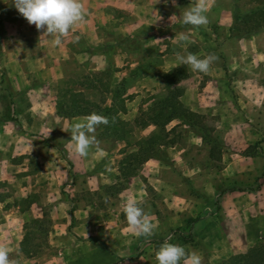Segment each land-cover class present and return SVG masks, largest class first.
Returning a JSON list of instances; mask_svg holds the SVG:
<instances>
[{"label":"rangeland","instance_id":"rangeland-1","mask_svg":"<svg viewBox=\"0 0 264 264\" xmlns=\"http://www.w3.org/2000/svg\"><path fill=\"white\" fill-rule=\"evenodd\" d=\"M259 2L261 0H231L234 13L231 26L234 25V19L237 17L235 26L239 29L230 31L229 36L224 23L211 21L207 14V23L199 26V35H196V28L193 25L173 21L171 27H168V24L166 26L161 24L158 35L151 37L147 46L140 45L136 40L132 43L135 49L132 55L134 63L135 56L137 59L141 58L140 53L143 48H147L150 52L141 58L143 61L138 63L142 65L140 67H133L119 74L110 68L87 70V73L84 69H66L59 78L51 76L55 82L50 88L58 91L54 94L59 96V103L64 106L62 113L65 114L60 118L61 126L55 128L52 126L51 118L19 116L20 110L13 96V87L20 86L19 80L4 66L2 49L5 42L1 38V25L6 19L7 7L0 5V126L11 124L14 131L23 128L28 133L27 137L31 143L36 141L37 135L40 140L38 147L27 150L13 146L21 141L20 138L12 145L6 143L0 146V196L4 199L0 205V247L7 249L8 264H113V261L101 262L91 259L105 251V244L99 243L101 239L97 233L99 228L96 226L100 213L94 210L83 212L81 214L83 217L78 219L74 215L70 217L69 211L79 203L97 207L113 203L121 204L122 197L116 193L128 184L129 175L133 173L140 174L131 181L135 187H141L138 190L142 192L219 193L224 188L226 189L224 192H254L260 187L264 166L249 165L250 168L245 174H235L220 159L224 150L228 152L231 140L244 141L240 136L239 138L231 135L230 129L234 127L244 129L246 127L244 122L247 123L248 129H250L248 125L260 127L261 123L264 124V115L257 116L264 114V86L260 90L261 95H258V100L242 101L236 85H232V80L239 71H243L241 66L244 64L245 49L242 53L235 52L244 46V40L251 36L241 34L254 27L257 22L252 20L249 25H244L239 16L252 13L251 9ZM255 19L260 21L262 24L260 27L264 29V15H257ZM192 26L194 31L190 30ZM181 33L185 35L183 41L179 40ZM230 46L236 49L232 54L233 57L227 51ZM188 53L196 54L200 58L214 55L216 59L209 64L210 73L199 72L198 75V71L180 64L177 56ZM27 71L35 80H39L37 70ZM262 72L264 77V70ZM200 76L203 82L209 76H221L223 82L209 85L199 83L200 93L205 94L200 95L201 100L197 102L196 83ZM117 77L120 81L114 84L111 79ZM80 80L99 90L102 101L97 103L101 108L112 105L111 121L117 123L124 131L125 139L117 140L110 136L105 130L107 124L96 127L91 135L95 137V143L101 144L113 156L109 160V167L119 171L116 174L120 178L113 182L111 175L110 180L113 184L110 181V185L103 186L97 192H82L80 196H70L72 187L69 184L76 175L71 161V150L68 148L70 134L64 130L74 122L71 116L67 115L71 112L69 106L71 93L74 92L72 83ZM171 93L176 94L183 105L190 112H195V115L189 113L175 117L169 122L166 121L168 112L157 115V110H152L151 107L153 105L156 107L159 100ZM110 98L112 100H109ZM198 106H203L205 113L198 111ZM247 108L251 109L252 117L238 114V111ZM96 111L102 113L97 107H93L91 113ZM154 119L159 123L150 122ZM41 124L45 126L44 134L35 131L37 125L40 128ZM2 135L0 134L1 141ZM262 141H264V131L262 134H257L255 142L259 144ZM148 142L152 146L138 155L139 148L147 145ZM170 145L173 148H170ZM255 147L256 145L252 144L247 151L252 155ZM145 154H150L160 161L157 169L150 172V168L154 165L140 162L142 155ZM179 156H182V160L178 159ZM44 192L50 194L52 198L50 202L58 206L56 212L48 205L39 204L38 199ZM222 196L223 194L214 198V206L217 204L216 200H221ZM157 199L161 201L160 198ZM158 207H161L160 203ZM199 210L194 209V216L202 214ZM167 214L162 212V215ZM191 216L189 220L196 218ZM36 217H45V227L41 229L34 224L28 226L27 230L31 232L30 242L35 253L27 256L21 249V240L26 230L24 224L31 223ZM189 225L190 222H185L183 227L168 228L165 234L157 237L156 240L155 237H147V241H158L159 245L164 243V238L169 240V243L175 244L180 240L191 241L193 245H201L204 248L199 241L192 240L194 228H189ZM261 241H264V233L256 243ZM147 243L138 247V255L148 253ZM76 254L80 255L81 259L76 260ZM207 262L210 261L203 258L201 264ZM117 263L152 264L153 262L144 255L142 260L127 258L115 264Z\"/></svg>","mask_w":264,"mask_h":264},{"label":"crops","instance_id":"crops-1","mask_svg":"<svg viewBox=\"0 0 264 264\" xmlns=\"http://www.w3.org/2000/svg\"><path fill=\"white\" fill-rule=\"evenodd\" d=\"M81 3L86 12L84 19L75 24L68 34L61 38L62 43L59 46H52L53 37L42 35L43 29L38 30L34 24H29L14 7L13 0H0V5L7 7L6 19L1 25V38L5 42L2 48L4 66L19 80L20 86L13 87V96L20 110V117H47L52 119L54 128L61 126L60 118L65 114L58 110L60 100H58L59 96H55L58 91L50 88L55 82L51 76L59 78L62 76V71L66 69H84L87 73V70L110 68L119 74L133 67L142 66L138 63L143 61L141 58L150 52L147 48H143L140 53L141 58L137 59L135 56L134 63L132 55L135 49L132 43L136 40L140 45L147 46L149 39L158 35L161 24L165 26L168 24V27H171L173 21H181V14L192 6L193 0H81ZM206 7L208 10L205 15L207 14L211 21L223 22L229 36L234 14L231 0H229V7H227V0H206ZM194 27L196 35H199V26ZM194 27L192 26L190 30L194 31ZM168 29L171 30V28ZM250 35V38L244 40L245 45L235 52L242 53L245 49L244 64L241 66L243 71H239L232 80V85H236L242 101L258 100L257 97L261 95L260 90L264 86L262 72L264 70V29L260 27ZM235 50L233 46H230L227 51L233 57ZM27 70H37L39 80H35ZM206 73H210L209 70ZM197 74L199 75V71ZM111 81L117 84L120 78H112ZM186 81L189 82V80ZM222 82L221 76H209L204 82L200 76L196 83L197 102H200V95L203 94L198 89L199 83L209 85ZM72 85L73 91L82 93L86 99L94 102L102 101L99 90L94 89L91 84L80 80ZM197 110L205 113L203 106H198ZM250 111L251 109L247 108L238 111V114L252 117L253 114ZM85 115L87 114L71 109L67 116H71L76 121ZM259 115L264 114H257ZM244 125L246 126L244 129L234 127L229 131L231 135L240 136L244 141L231 140L228 152L224 150L220 158L235 174H245L250 168L249 165L264 166V141L259 144L255 142L257 134H262L264 131V124L261 123L260 127L248 125L250 129L246 122ZM35 131L44 134L45 126L41 124L39 128L37 125ZM15 133L17 134L14 136ZM0 134H3L0 146L6 143L12 145L18 138L21 141L15 142L13 146L21 150L38 147L40 143L39 135L36 141L31 143L27 137L28 133L23 128L14 131L11 124L0 126ZM252 144L256 145V149L251 155L247 150ZM68 148L71 150V161L76 175L69 184L72 187L70 196H80L82 192H97L103 186L119 180L120 176L116 174L119 171L109 167V160L113 156L101 144L94 142L90 145L87 156H80L74 151L71 139ZM170 148L173 146L170 145ZM169 157L173 159L171 155ZM178 159L182 160V156ZM145 163L154 165L149 170L151 172L157 169L160 161L151 156L143 164ZM262 174V183L254 192H224L222 199L215 206L214 198L218 192H142L138 190L141 187H135L131 181L140 174L129 175L128 184L116 194L121 196L122 200L131 196L141 201L140 206L150 222L155 225L149 236H136L130 230L118 203L100 207L79 203L74 205V209L70 210L69 214L70 217L75 216L80 219L83 217L81 216L83 212L88 213L94 210L100 213L96 226L99 228L97 233L101 239L99 243L105 244V251L91 258L95 261H113L115 264L127 258L142 260L144 255H147L152 264H157L155 252L163 243L159 245L158 241H147V237H155L156 240L157 237L164 235L168 228L183 227V223L190 222L189 228H194L192 240L199 241L204 248L201 245H193L191 241L180 240L178 244L184 246L186 251L196 253L201 261L205 258L213 263L231 254L247 251L259 237H262L264 233V171ZM111 175H113V182L110 180ZM148 181L150 182L149 179ZM50 197V194L42 193L38 199L39 204L48 205L56 212L58 206L50 202L52 200ZM3 201L0 200V205ZM159 203L161 207H158ZM195 208L200 209L202 214L194 216ZM162 212L168 214L162 215ZM190 215H192L191 218L197 219L189 220ZM163 242L169 243V240L164 238ZM146 243L149 245L148 253L138 255V247ZM106 245L109 247L107 248ZM75 259L79 260L81 256L76 254ZM181 264L185 262L181 261Z\"/></svg>","mask_w":264,"mask_h":264},{"label":"clouds","instance_id":"clouds-1","mask_svg":"<svg viewBox=\"0 0 264 264\" xmlns=\"http://www.w3.org/2000/svg\"><path fill=\"white\" fill-rule=\"evenodd\" d=\"M14 7L26 18L29 24H34L42 35L52 36V46H59L62 37L66 36L70 29L82 21L85 17V9L81 0H13ZM206 0H193L192 6L181 14V23L193 26H200L207 23ZM185 39L184 34H180L179 40ZM180 64L189 66L193 71L206 73L209 64L216 59L214 55L203 58L196 54L188 53L177 56ZM105 117L91 113L83 118L74 121L71 126L64 131L70 134V139L74 144V151L80 156H87L90 145L95 142L94 133L100 124H107ZM130 230L136 236H149L152 233L153 225L145 214L139 201L131 196L125 198L120 204ZM157 264H201L200 257L194 252L186 251L185 247L175 243H163L155 252ZM0 264H8V252L6 248L0 247Z\"/></svg>","mask_w":264,"mask_h":264},{"label":"trees","instance_id":"trees-1","mask_svg":"<svg viewBox=\"0 0 264 264\" xmlns=\"http://www.w3.org/2000/svg\"><path fill=\"white\" fill-rule=\"evenodd\" d=\"M251 12L252 13H250L249 15L239 16V19H241L244 22V25H249L248 23L252 20L257 21L255 26L248 29L245 33L241 34L242 36L250 35L253 31H255L258 27H260L262 25L260 23V21L255 19V16H257V15L263 16L264 15V0H261V2H259V4L257 6L252 8ZM254 13L256 15L253 17ZM236 22H237V17L234 19V25L230 27V31H234L236 29H239L235 26ZM78 95H80V96H78ZM71 96H72L71 97L72 99H71V103L69 106L70 111L72 109V110H75L76 112H79V113L91 114L93 107H97L98 109H101L102 113H99L97 111L95 113L99 114V115H101L107 119L108 123L106 125L107 127L105 130L108 131V134L110 136L117 138V139H125L124 131L120 128V126H118L117 123H113L111 121V119L113 118L112 116H110L111 111L113 110L112 105L111 106H105V107L101 108L100 104H98L97 102L86 99L83 96V94H81V93L72 92ZM151 109L157 110V115H159L160 113L162 114L164 112H168V116L166 118L167 122H169L170 120H172L175 117H180L182 115H186L189 113H191L192 115H195V112H190V110H188L183 105V103L177 97V95L172 94V93L167 94L165 97H163L161 100H159V103L156 105V107H155V105H153L151 107ZM58 110L60 112L64 111V106L62 104H60L59 102H58ZM150 122H152L154 124L159 123L157 121V119L151 120ZM121 123H123V122H121ZM145 124H148V123H145ZM151 146H152L151 143L148 142L147 145L139 148L137 154L140 155V154L144 153L145 150L149 149ZM149 157H151L150 154L149 155H147V154L142 155L140 162H144ZM228 189H234V188H228ZM225 190H226L225 188L222 189L218 193L217 196L220 197L224 193ZM0 200L3 201L4 199L0 196ZM218 201L219 200L217 199V202ZM29 206L30 205H27V207H29ZM195 219H197V218H195ZM45 221H46L45 217H36V218H33L31 220V223L26 222L24 224V228L26 230H25L23 238L21 240V249L27 256H32L35 253V250L33 249V246L31 245V242H30L31 232H29V230H27L28 226L30 224H34V225H37L38 227H40L42 229L43 227H45L44 226ZM206 264H264V241H261V242L254 244L252 247H250L245 252H239V253L231 254L228 257L222 258L219 261H216L213 263L207 262Z\"/></svg>","mask_w":264,"mask_h":264}]
</instances>
